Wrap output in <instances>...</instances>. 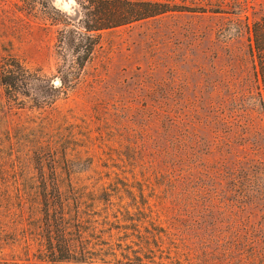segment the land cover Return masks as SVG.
Returning <instances> with one entry per match:
<instances>
[{"label": "rangeland", "instance_id": "1", "mask_svg": "<svg viewBox=\"0 0 264 264\" xmlns=\"http://www.w3.org/2000/svg\"><path fill=\"white\" fill-rule=\"evenodd\" d=\"M246 5L238 15L170 12L100 30L77 68L61 59L62 26L52 20L76 24L74 0H0V65H22L29 82L9 99L0 87V139L8 127L12 141L26 143L49 122L41 140L76 164L166 174L176 190L156 202L174 239L206 250L207 264H264V179L247 190L228 174L256 165L264 173V112L243 100L251 88L245 37L216 36L257 17L264 0ZM62 65L78 69L70 82L60 80ZM16 123L26 128L11 129ZM12 257L5 248L0 264H40Z\"/></svg>", "mask_w": 264, "mask_h": 264}, {"label": "trees", "instance_id": "2", "mask_svg": "<svg viewBox=\"0 0 264 264\" xmlns=\"http://www.w3.org/2000/svg\"><path fill=\"white\" fill-rule=\"evenodd\" d=\"M74 1L80 10L76 24L64 15L52 20L62 26L56 37L64 51L61 59L77 61V68L88 59L96 43L94 34L100 30L170 12L238 15L247 6V0ZM47 6L62 14L50 3ZM241 35L251 85L243 100L264 112V9L250 21L245 16L216 31L222 40ZM77 68L60 66V80L70 82ZM27 75L22 65H0V87L8 99L28 90ZM48 123L26 143L17 137L12 141L8 127L1 129L6 141L0 139V257L7 248L16 258L31 255L40 264H181L192 258L207 264L213 260L206 250L174 239L175 228L162 217L156 199L176 190L171 178L146 172L143 166L135 173L114 164L95 170L91 160L76 164L67 158V149L41 140ZM25 128L16 123L11 129ZM228 174L234 181H245L242 188L247 190L256 189L264 179L259 165L249 172L237 167Z\"/></svg>", "mask_w": 264, "mask_h": 264}, {"label": "water", "instance_id": "3", "mask_svg": "<svg viewBox=\"0 0 264 264\" xmlns=\"http://www.w3.org/2000/svg\"><path fill=\"white\" fill-rule=\"evenodd\" d=\"M56 83H57V81L55 80V81H54V84H56Z\"/></svg>", "mask_w": 264, "mask_h": 264}]
</instances>
